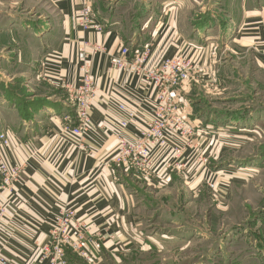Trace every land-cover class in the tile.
I'll list each match as a JSON object with an SVG mask.
<instances>
[{
	"label": "crops",
	"instance_id": "0c3cea01",
	"mask_svg": "<svg viewBox=\"0 0 264 264\" xmlns=\"http://www.w3.org/2000/svg\"><path fill=\"white\" fill-rule=\"evenodd\" d=\"M80 1L0 0V37L44 40L47 48L42 56L52 58V64L45 66L43 80L54 87L43 91L41 96L48 104L36 114L21 118L0 115V133L11 138L3 154L8 163L24 166L20 179L1 194L6 214L0 220V255L16 264H38L51 221L64 207L86 225L95 264H123L125 257L139 250L147 251L156 244L165 248L176 238L175 233L166 228L152 231L156 219L148 217V212L162 209L164 213L172 198L184 197L183 185L191 183L195 189L203 177L202 131L191 116L190 97L203 91L223 94L227 87L221 76L232 70L235 60L250 59L264 73V0H229L223 13L216 2L204 8L203 0H156L159 11L150 13L147 22L153 24L141 30L144 35L145 30L149 32L139 43L134 32L132 39L124 40L109 17L97 18L103 26L99 33L76 26L73 19ZM85 43L101 46L105 52L92 53L86 48L95 79L91 133L83 149H74L63 138L66 127L75 123V114L67 111L71 104L65 86L78 84L77 53ZM146 44L150 65L182 56L199 66L178 93L194 128L192 145L180 160L172 161L179 168L170 172V181L164 186L110 162L117 148L116 134L132 140L142 126L141 119L150 116L140 113L150 112L154 100L150 88L127 71L109 70V55L122 47L132 53ZM5 49L3 46L0 52ZM163 155L156 149L152 160L159 162ZM218 179L217 195L223 198L229 192L231 176L226 173L223 181Z\"/></svg>",
	"mask_w": 264,
	"mask_h": 264
},
{
	"label": "rangeland",
	"instance_id": "374dc122",
	"mask_svg": "<svg viewBox=\"0 0 264 264\" xmlns=\"http://www.w3.org/2000/svg\"><path fill=\"white\" fill-rule=\"evenodd\" d=\"M228 1L203 0L202 4L207 8L216 2L223 13ZM157 2L92 0V9L96 18L113 20L124 40L132 39L134 32L139 43L145 41L153 24L147 22L150 13L159 11ZM222 13L219 17L224 19ZM50 16L56 19L55 15ZM145 26L148 29L144 35L141 30ZM3 46L6 49L0 52V115L17 114L21 118L36 114L48 104L41 96L43 91L54 89L43 80L41 64L47 58L48 65L52 64V58L42 56L46 42L0 37V50ZM225 72L221 76L227 87L223 94L203 91L190 97L191 116L195 115L202 131L201 183L195 189L194 184L183 185L184 197L172 198L164 213L162 209L148 212V217L156 219L152 231L166 228L176 238L165 248L156 244L147 251L139 250L125 257L123 264H264V73L250 59L235 60L232 70ZM68 107V114H75L73 107ZM218 172H223L218 181H223L226 173L231 181L227 195L215 199L206 180ZM148 224L149 221L144 226ZM66 257L69 264H87L76 254Z\"/></svg>",
	"mask_w": 264,
	"mask_h": 264
},
{
	"label": "built area",
	"instance_id": "2783aa9c",
	"mask_svg": "<svg viewBox=\"0 0 264 264\" xmlns=\"http://www.w3.org/2000/svg\"><path fill=\"white\" fill-rule=\"evenodd\" d=\"M73 21L76 26L90 33H99L103 29L93 12L92 0L80 1L79 11ZM87 46L92 53L105 52L101 46L85 43L77 53L78 84L74 87L65 86L74 109L75 123L70 128L66 127L63 138L74 149H83L84 141L91 133L89 113L95 97V79ZM150 56V47L147 44L136 48L132 53L127 47H122L116 54L109 55V70L127 71L150 88L154 100L150 112L140 113L150 116L141 119L142 126L132 140L116 134L117 148L110 162L112 165L133 169L146 180H154L164 186L170 181V172L179 168L178 163L172 161L180 160L185 150L192 145L194 128L189 124V112L181 107L178 93L190 76L199 70V66L195 61L182 56L164 58L157 65H150ZM49 61L47 58L41 64L43 79L47 77L45 66ZM120 109L123 107L120 106ZM132 114L128 116L134 117ZM10 142L11 138L6 133H0V220L6 214L5 206L1 203V194L10 190L20 179L24 167L23 164L8 163L4 156L3 150ZM156 149H161L164 153L159 162L152 160ZM217 174L210 175L206 180V185L215 199L218 195L214 178L222 177L223 172ZM92 244L98 246L95 241ZM91 247L86 225L75 219L72 210L64 207L51 221L48 241L39 250L38 264H69L66 257L68 253L76 254L87 264H93ZM0 264L16 263L0 255Z\"/></svg>",
	"mask_w": 264,
	"mask_h": 264
},
{
	"label": "trees",
	"instance_id": "16d2710c",
	"mask_svg": "<svg viewBox=\"0 0 264 264\" xmlns=\"http://www.w3.org/2000/svg\"><path fill=\"white\" fill-rule=\"evenodd\" d=\"M192 118H195V115H194V117L192 116ZM69 254V253H68Z\"/></svg>",
	"mask_w": 264,
	"mask_h": 264
}]
</instances>
